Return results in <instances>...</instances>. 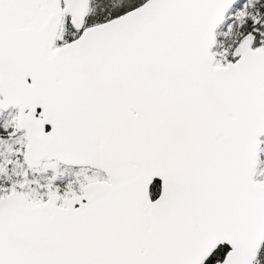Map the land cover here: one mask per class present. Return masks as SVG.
<instances>
[{"label": "snow or ice", "instance_id": "obj_1", "mask_svg": "<svg viewBox=\"0 0 264 264\" xmlns=\"http://www.w3.org/2000/svg\"><path fill=\"white\" fill-rule=\"evenodd\" d=\"M0 264H264V0H0Z\"/></svg>", "mask_w": 264, "mask_h": 264}]
</instances>
